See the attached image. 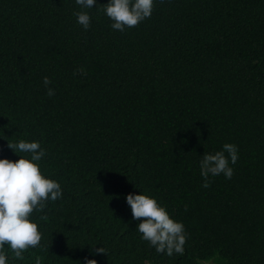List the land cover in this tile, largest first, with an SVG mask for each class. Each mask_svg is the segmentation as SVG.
Segmentation results:
<instances>
[{"label":"trees","instance_id":"1","mask_svg":"<svg viewBox=\"0 0 264 264\" xmlns=\"http://www.w3.org/2000/svg\"><path fill=\"white\" fill-rule=\"evenodd\" d=\"M107 3L0 0V159L38 142L62 191L29 216L39 245L19 260L6 244V264H264V0H153L124 32ZM226 143L234 175L203 188L200 158ZM130 193L184 225L183 254L141 239Z\"/></svg>","mask_w":264,"mask_h":264},{"label":"clouds","instance_id":"2","mask_svg":"<svg viewBox=\"0 0 264 264\" xmlns=\"http://www.w3.org/2000/svg\"><path fill=\"white\" fill-rule=\"evenodd\" d=\"M163 2V0H161ZM75 3L83 8L95 6V0H75ZM153 0H108V3L99 6V9L111 20L112 29L120 32L128 28L136 27L146 18H150L153 11ZM77 23L85 30L90 27V16L85 11L74 12ZM87 75L83 68L75 70L74 75ZM47 88V95L52 97L55 91L48 88L51 80L45 76L42 80ZM12 151L30 154V160L20 156L16 162L0 159V264H6L4 247L7 244L14 258L24 259L23 252L28 248H35L41 241V233L37 224L30 222L29 216L35 209L42 211L49 199L56 201L62 198L61 186L54 180L46 179L41 175L39 165L45 151L38 142H27L23 139L15 143H7ZM227 153V156L225 155ZM238 160V149L234 144L226 143L221 151L214 154L204 153L200 158V175L203 179L202 187L209 188L211 181L209 176L224 175L231 179L234 169L230 167ZM127 205L131 209L132 218L140 220L136 231L142 234L141 239L149 242L157 253L168 256L183 254L187 241V233L184 225L171 219L164 207L157 201L146 195H132L125 197ZM187 210V208H185ZM46 216L41 219H46ZM106 249L96 248L92 255H105ZM43 257L36 256L35 264H42ZM84 264H97L94 259L85 258Z\"/></svg>","mask_w":264,"mask_h":264}]
</instances>
